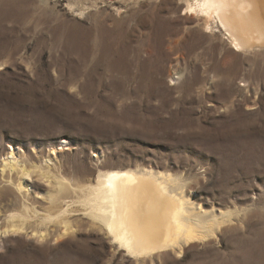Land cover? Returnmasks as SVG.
<instances>
[{"label":"rangeland","instance_id":"374dc122","mask_svg":"<svg viewBox=\"0 0 264 264\" xmlns=\"http://www.w3.org/2000/svg\"><path fill=\"white\" fill-rule=\"evenodd\" d=\"M183 9L179 0H0V159L14 148L34 170L58 150L51 174L78 188L104 172L170 174L232 223L217 243L144 264H264V68ZM7 181L0 175V264H143L80 205L55 219L73 195L55 205L56 186L34 175L25 200ZM13 216L24 232L5 236L22 224Z\"/></svg>","mask_w":264,"mask_h":264},{"label":"bare ground","instance_id":"6f19581e","mask_svg":"<svg viewBox=\"0 0 264 264\" xmlns=\"http://www.w3.org/2000/svg\"><path fill=\"white\" fill-rule=\"evenodd\" d=\"M179 1L184 6L183 15L202 22L205 33L212 35L214 30H219L224 38L221 42L226 41L236 53L252 56L255 62L260 60L264 68V0ZM20 153L11 148L0 159V175L8 178V184L23 199L30 198L29 180L34 175L54 184L56 197L51 199L55 205L71 195L76 197V201L67 203L66 210L54 207L55 219H62L70 213V208L80 205L112 244L143 264L165 252L181 256L193 245L217 243L223 226L232 223L229 215L217 216L214 206L212 211L198 206L167 173L153 172V169L104 172L98 175L94 185L78 188L63 176L51 174L49 159L58 150H52L49 159L34 170L26 167ZM24 208L26 215L32 212L31 207ZM12 219H19L22 224H11L3 231L5 236L24 232L23 216Z\"/></svg>","mask_w":264,"mask_h":264}]
</instances>
